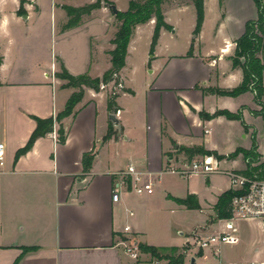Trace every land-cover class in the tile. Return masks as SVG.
<instances>
[{
	"label": "crops",
	"instance_id": "1",
	"mask_svg": "<svg viewBox=\"0 0 264 264\" xmlns=\"http://www.w3.org/2000/svg\"><path fill=\"white\" fill-rule=\"evenodd\" d=\"M45 1L13 0L14 13L21 9L24 19L39 17ZM72 1L49 0L50 17L56 19L60 11L62 21H49L45 29L41 21L9 22L0 13V144L4 145L0 160V264H166L140 251L138 259H132L123 244L129 240L158 249L187 247L183 264H190L196 252L189 246L193 236L200 233L208 237L225 230H215L226 221L218 219L215 206L218 198L232 189L227 177L183 178L166 168L184 169L191 163L184 149H203L221 157L219 165L224 171L241 173L245 169L242 156L227 157L237 149L249 150L253 138L264 161V119L253 114L260 110L254 93L226 97L212 92L231 90L241 83L242 71L233 69L230 59L245 24L256 17L243 21L235 35L222 31L224 21H219L215 35L219 43L212 41L209 48L201 41L203 21L198 36H194L198 50L188 42L181 54H174L164 44L167 30L161 29L153 56L147 57L150 40L139 65H134L132 72L137 78L127 68L130 39L124 67L119 71L124 91L117 93L114 102L117 113L108 109L109 88H83L72 114L56 120L78 89L66 87V81L53 73L65 70L72 76L86 74L101 79L111 68V40L118 28L111 9L102 4L88 15L89 21L65 29L68 17L63 6L78 8L96 0H85L82 5H72ZM102 1L113 3L119 12H125L129 3L124 0L127 4L119 7L117 0ZM205 5L206 0L204 9ZM99 16L106 21H95ZM154 24L152 19L136 26L133 33L153 34ZM174 92L187 101L190 117L182 114L183 100ZM158 107L162 109L160 116ZM218 111L240 112L247 128L238 120L213 117ZM112 114H116L117 127L109 120ZM49 119L53 121L52 132L38 136L17 156L35 132L37 121ZM223 126L229 128L227 136L219 131ZM60 128L65 133L63 143L58 141ZM108 132L111 136L106 139ZM89 153L94 158L85 171L83 158ZM198 157L195 154L192 159ZM128 165L159 179L151 194L138 196L127 187L114 203V175ZM188 196L194 197L191 202H196L198 209H187L178 202ZM198 213L204 216L201 223ZM165 215H175L176 224L187 217L194 220L185 232L178 226L181 232L167 247L153 243L148 234L152 221ZM125 227L130 233H124ZM199 256L201 264L214 262L208 251Z\"/></svg>",
	"mask_w": 264,
	"mask_h": 264
},
{
	"label": "trees",
	"instance_id": "2",
	"mask_svg": "<svg viewBox=\"0 0 264 264\" xmlns=\"http://www.w3.org/2000/svg\"><path fill=\"white\" fill-rule=\"evenodd\" d=\"M168 1L169 0H129L128 8L125 12L117 11L114 17L118 24V28L114 38L111 40V43L114 45V49L109 52L111 68L102 76L101 79H92L86 74L72 76L65 70H61V72L56 75L58 79L66 81V87L78 89L76 93L70 96L64 110L58 114L56 120H61L62 118L72 114L74 107L82 99L83 88H91L98 91L100 90L101 84L107 85L113 80V75H116L114 80L115 85L121 81L119 71L124 67L127 47L133 31L136 26L145 24L152 19L155 21V24L150 44V54L153 53L160 30L166 29L170 31L172 29V27L164 21V15L161 9L162 5ZM176 1L184 3L186 0ZM188 1L193 4L196 14V23L193 31V34L196 36L199 34L204 21V0ZM253 3L257 11V20L249 21L245 24L244 33L235 41V50L230 59L233 69H241L242 81L239 86L234 89H216L212 90V92L219 96L226 97H236L247 91L253 92L255 103L260 107V110L254 112L253 114L259 115L264 119V104L262 102V97L264 95V62H262V58H264V0H253ZM102 4L108 7L113 5V3L108 1L96 0L92 4L78 8L63 6L62 9L68 17L65 29H72L78 26L81 16L89 15L92 11L100 9ZM20 11L21 9L18 10V14ZM241 60H243V62H241ZM121 91H124V88ZM116 96L117 93H110L108 97V109L114 113L118 111L114 103ZM212 116H224L229 120H238L241 122L244 129L247 128L242 120L240 112L232 114L227 111H218ZM52 128L53 121L51 119L37 121V128L35 132L29 139L24 149L18 151L17 156L28 150L38 136H44L47 133L52 132ZM110 136L111 134L108 132L106 139ZM58 141L60 143L65 141V133L62 128L58 131ZM184 152L190 157L195 154L211 156V153L204 151L203 149H184ZM238 155L242 156L245 163V169L240 174L248 178L264 181V161H261V157L257 152L255 138L252 139V146L249 150L237 149L227 158L233 159ZM93 158V153L84 155L83 162L85 171L90 167ZM219 158L221 159V157ZM238 194L239 192L237 191L229 190L218 198V202L215 206L218 219L226 220L231 218L230 203L232 198ZM193 199L194 197L188 196L185 200H180L178 202L186 206L187 209H198V204L196 202H191ZM138 249L141 253L148 254L154 259L164 260L166 264H183L187 247L182 249L175 247L158 249L156 247L138 244ZM31 250L32 249H24L25 252Z\"/></svg>",
	"mask_w": 264,
	"mask_h": 264
},
{
	"label": "rangeland",
	"instance_id": "3",
	"mask_svg": "<svg viewBox=\"0 0 264 264\" xmlns=\"http://www.w3.org/2000/svg\"><path fill=\"white\" fill-rule=\"evenodd\" d=\"M84 1L85 0H73L71 4L82 5L84 4ZM188 2V0L184 1V3L177 2L176 0H169L168 2H165L161 7L162 13L164 15V21L172 27L170 31L167 30L166 37L163 42L166 46L171 47V51L174 52V54H181L182 52H184V45L186 46L188 42H193L194 50H198V39L194 38L195 35L192 32L194 31V25L196 21V14L193 5L191 4L189 6L176 8V6H180L181 4H187ZM116 3L119 7H122V4H125L126 2L124 0H117ZM14 10L15 4L13 3V0H0V13L4 17V21H41L44 25V29L46 27L45 24H49V21H62V13L60 14V11L59 15L57 13L56 19L50 17L49 0H46L44 2L42 13L39 15V17L34 16L30 17L27 20L24 19V16H26V14L23 10H21L19 14L14 13ZM18 15L20 18L15 20V17ZM89 18L90 16L88 17V15H83L81 16L80 21H89ZM251 18L255 19L250 21L257 20L256 8L253 3V0H221L220 2L218 0H206V5L204 9V21H206V24L204 28L203 37L201 39L204 48L212 47L210 46V44L213 43L212 41H218L219 43V40L215 37V35H218L217 26L219 21H224L223 25L221 26L222 31H224L225 33H229L230 35H235L240 32L239 29L241 28L243 21H247ZM95 21H106V19L104 17L99 16ZM27 25L31 26V23L29 22L27 23ZM145 29L147 28L145 27ZM151 34H149L147 31H143L140 34L133 33V35L131 36L132 50L129 59V64H127V68H131V74L130 72L129 74L135 78H137V75L135 74L134 76L135 72H132V70L134 71V65L138 66L140 60L143 58L144 49L146 44L151 40ZM188 50L189 48L187 49V51ZM152 56L153 53L150 54L149 51V53L147 54L148 59H150ZM262 62H264V58H262ZM52 73L53 72L51 71V74ZM59 73H53L52 76L57 78L56 75ZM174 96H181V100H183V102L181 103L182 114L185 115V117L186 115L187 117H190V115L188 116L186 112V108L188 107L186 105L187 101L182 98V95H179L176 92H174ZM161 113L162 109L158 107V116H160ZM219 131L222 135L227 136L229 133V128L223 126L220 127ZM204 156L207 155H200V157L194 159H192L194 155L191 157L189 156V161H198ZM213 157L218 163V170L220 172H224V170L221 169L219 165L220 158L216 156ZM234 173L239 174L240 172ZM214 175H219V177L225 178L227 177L224 173H216ZM175 217V215H165L162 219L155 218L152 221V223L149 225L148 234L150 240L153 243L167 247V244H169V242H171L173 238H177L178 233L181 232L177 231L178 226L181 228L182 231L185 232L188 230L189 226L194 223V220H190L187 217L186 219L180 220L179 223L176 224L174 221ZM203 220L204 216L198 213V223H201ZM232 223L239 243L237 245L221 246L220 259L224 262L237 261L240 263L264 261L263 222L261 220H235ZM224 225L225 223H219L218 227H216L215 230L220 231L221 228L224 227ZM203 238L205 237L198 233V236H193L191 240L192 244H189L190 247L195 249L196 255L200 254V251H198V242ZM187 253L188 251L186 250L185 254ZM196 264H201V259L196 258Z\"/></svg>",
	"mask_w": 264,
	"mask_h": 264
},
{
	"label": "built area",
	"instance_id": "4",
	"mask_svg": "<svg viewBox=\"0 0 264 264\" xmlns=\"http://www.w3.org/2000/svg\"><path fill=\"white\" fill-rule=\"evenodd\" d=\"M116 75H113V80L107 85H100V90L108 89L110 93H118L124 87L122 81L115 85ZM117 113V112H116ZM4 155V145L0 144V160ZM1 164V163H0ZM167 172L176 173L183 178H189L193 175L211 176L216 173H224L227 176L232 191L239 192L231 200V218L226 219L224 231L201 239L198 242V251L210 253L214 262H206L203 264H264L260 262H245V263H227L220 260V247L223 245H237L238 238L235 235L233 221L242 220H261L264 225V181L248 178L234 172H220L218 163L213 156H204L198 161H193L184 166V169L166 168ZM116 182L112 190V201H118L119 193L122 189L130 188L131 192L138 196L151 194L154 184L159 179L154 177L152 173H141L136 171L132 165H128L125 169L115 173ZM124 233H130L129 227L124 228ZM125 252L134 260L139 257L138 244L134 240L124 242ZM201 258L195 254L192 259Z\"/></svg>",
	"mask_w": 264,
	"mask_h": 264
},
{
	"label": "water",
	"instance_id": "5",
	"mask_svg": "<svg viewBox=\"0 0 264 264\" xmlns=\"http://www.w3.org/2000/svg\"><path fill=\"white\" fill-rule=\"evenodd\" d=\"M112 11V13L115 15L117 13V10L116 8L112 5L109 7ZM25 18V16H24ZM241 62H243V60H241ZM109 120L112 122V124L117 127L118 126V121H117V118H116V114H112V115H109ZM137 244V243H136ZM190 264H194V259L191 260V263Z\"/></svg>",
	"mask_w": 264,
	"mask_h": 264
}]
</instances>
